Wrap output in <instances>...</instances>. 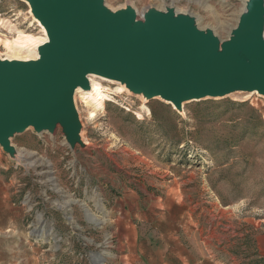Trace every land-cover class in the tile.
<instances>
[{
    "label": "rangeland",
    "instance_id": "374dc122",
    "mask_svg": "<svg viewBox=\"0 0 264 264\" xmlns=\"http://www.w3.org/2000/svg\"><path fill=\"white\" fill-rule=\"evenodd\" d=\"M251 1L103 4L139 20L190 13L222 44ZM41 28L29 0H0V58L5 38ZM105 83L99 106L76 97L75 148L60 125L16 133L14 152L0 144V264H264V94L205 95L179 111Z\"/></svg>",
    "mask_w": 264,
    "mask_h": 264
},
{
    "label": "water",
    "instance_id": "95a60500",
    "mask_svg": "<svg viewBox=\"0 0 264 264\" xmlns=\"http://www.w3.org/2000/svg\"><path fill=\"white\" fill-rule=\"evenodd\" d=\"M29 1L50 43L39 47L38 59L0 58V144L12 152L10 138L29 126L54 132L60 125L75 148L81 122L73 94L78 84L89 88V72L126 78V87L148 99L176 103L234 87L264 94V0L251 1L222 44L198 17L172 7L139 20L130 8L110 15L103 0Z\"/></svg>",
    "mask_w": 264,
    "mask_h": 264
},
{
    "label": "bare ground",
    "instance_id": "6f19581e",
    "mask_svg": "<svg viewBox=\"0 0 264 264\" xmlns=\"http://www.w3.org/2000/svg\"><path fill=\"white\" fill-rule=\"evenodd\" d=\"M34 18L42 27L39 33H33L25 30H18V33L15 37L5 38L4 40L1 39L12 51L11 56H8L7 59L9 60L18 59L23 61L38 59L40 57L38 50L39 47H41L46 43H50L48 30L47 27L43 24L42 19L36 15H34ZM85 80L87 81L89 88H85L82 84H78L73 94V103H74V108L76 110H78L76 97L78 98L79 101H81V103H85L86 105L90 106L91 103H95L96 106H99L101 105V100L109 96L108 91L114 90L105 82L109 81V82L117 83L118 86H116L115 88V92L117 93H122L124 87H126L128 82L126 78L117 79L98 72H89L85 76ZM243 90L245 89L242 87H234L227 91H233V93L236 94V93H241ZM250 90H253L254 92L257 93L262 92L257 88H253ZM147 99L148 96L144 95L143 101H146ZM171 103L173 104L174 108H176L179 111H182L184 106V100L180 101L179 103L171 101ZM144 107L147 108V106ZM137 113L139 117H143V113L141 111ZM79 131L80 129L78 130V133Z\"/></svg>",
    "mask_w": 264,
    "mask_h": 264
}]
</instances>
